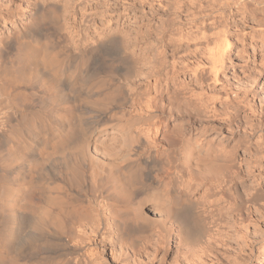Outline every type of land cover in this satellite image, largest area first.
Returning a JSON list of instances; mask_svg holds the SVG:
<instances>
[{
  "label": "bare ground",
  "instance_id": "obj_1",
  "mask_svg": "<svg viewBox=\"0 0 264 264\" xmlns=\"http://www.w3.org/2000/svg\"><path fill=\"white\" fill-rule=\"evenodd\" d=\"M229 1L248 8L264 4L155 0L157 6L145 9L148 0H39L22 30L10 36L0 31V264H91L69 244L75 237L84 240L93 211L97 224L123 242L132 241L138 226L148 222L166 229L165 239L175 232L183 248L195 244L198 232L210 230L205 222L210 213L196 197L198 176L210 177L205 195L215 196L209 208H216L236 174L224 171L235 163L241 167L252 151L242 140L229 146L230 141L205 135L212 124L231 128L237 117L214 119L216 96L201 86L205 75L216 82L223 69L228 31L220 32L224 21L214 29L220 33L211 35L215 47L204 49L205 68L196 61L204 51L199 43L190 57L183 53L191 46L176 57L189 41L184 20L166 23L184 32L178 39L158 31L151 39L150 28L140 31L135 24L155 21L171 10L169 2L177 5L172 11L178 17L180 8L203 4L221 15ZM19 12L0 0V21H12ZM148 42L161 48L151 57ZM165 51L174 57H162ZM185 73L192 79L179 81ZM149 81L160 91L134 99L142 97L137 88ZM234 97L230 100H238ZM164 118L178 123L157 144L149 134H156ZM229 204L239 207L234 200Z\"/></svg>",
  "mask_w": 264,
  "mask_h": 264
},
{
  "label": "rangeland",
  "instance_id": "obj_2",
  "mask_svg": "<svg viewBox=\"0 0 264 264\" xmlns=\"http://www.w3.org/2000/svg\"><path fill=\"white\" fill-rule=\"evenodd\" d=\"M38 1L39 0H6V4L10 8L17 7L20 9L19 14L21 15H16L12 18V21H0V31L10 36L13 30H22V26L26 25L29 19L28 15L31 16L32 14V4ZM148 1L147 5H145V9H148L150 6H157L155 0ZM228 3L229 6L227 5L224 7L227 9L223 8L225 12H223V14L221 13V15L214 13L208 4H203L201 7L188 10L180 8V11H178L179 16L177 17V13L172 11L173 6L177 5L169 2L167 4L172 7L171 10L169 9L161 15H157L155 21L153 20L148 23L147 21L142 22V20H140L135 24L137 29L138 27L140 28L138 29L140 31L145 32L147 28H150L151 39H153L158 32H165L164 34L166 37L172 35L171 38L178 39L176 36L184 32H181V30L178 31L175 27L169 28L168 22H173V20H184V24H187L182 29L183 31L186 29L188 33L190 32L189 41L187 43L188 45H184L181 52L179 50V52L176 53V55H178H175L176 57H181L184 50H187L188 47L191 46L188 51L183 53L186 54L184 56L190 57V54L197 50V43H199V46L201 45L198 49L208 50L210 47L212 49V46L215 47L212 42L214 43L216 39L212 38L214 37L213 33L216 37L223 29L228 31L225 35L227 40L231 43L229 42L228 57L223 63V69L218 70L217 80L219 81H211V79H209L210 77L207 79L206 77L208 76L205 75L204 83L201 86L205 87V89L203 88V93L206 91L210 96H216L213 100V107L215 109L213 110L216 116L214 119H227V116L229 118L233 116V114H237L235 119L236 122L234 121L232 127H229L230 129L212 124L210 127L213 128H210L208 134L206 133L205 135L210 134L209 137L211 136L212 140L215 138L213 141H230L229 146L234 145L237 140H242L252 151L248 152L246 161L241 167L235 165V163L224 171L226 173L236 171V174L233 176L230 187L226 189L227 191L220 195L224 201L221 200L220 204L217 205L218 207L215 206L216 208H209V202L211 199H214L215 196H211L210 199L205 195V190L209 186L210 177L204 175L198 176L199 186L196 197H198L201 202L200 206L204 209L206 208L208 214L210 213L207 219L205 218L206 221L204 220L206 222V227L210 228V230L203 234V232H198L200 231L198 226L195 227L194 229H197L196 231L198 234H201V236L194 245L190 244L186 246L190 248V250L187 251L184 250L186 247L183 248L177 243L175 232L171 233L169 239H165L167 234L166 229L164 230L159 226L160 224L155 222H148L146 225L143 223L144 225L138 226V228L136 227V232L133 233L135 235H133L131 239L132 241L135 240L133 242H123L114 234H108L107 230L105 231L106 226L97 224V218H95L96 213H94V209H92L93 212L91 211L89 224L85 233L82 234L84 240L80 241L75 237V240L69 244L70 247L75 248L77 252H79L77 256L83 262L87 261L86 263L90 262L91 264H264V71H262V66L264 65V4L261 6L250 5L248 8V6L241 7V5H236L234 1V4L231 1ZM259 7H263V10ZM138 16H141V14H137L136 17ZM133 20L134 18L128 24L131 26V30ZM190 22L193 23L189 29ZM144 23L145 27L142 26ZM220 23L225 26L221 28L222 25H220ZM219 25L221 27H219ZM117 27V24L112 25V28ZM161 27H163V29ZM217 27L222 29L220 32L215 30L218 33L214 31L215 28L218 29ZM40 33L42 34L43 32ZM219 35L221 36L222 34ZM191 36L193 40L190 39ZM210 39L214 40L210 41V43ZM203 43L204 45L207 44V48L202 45ZM143 47H145V45ZM146 47L148 48L147 52L150 57L152 54H156L158 49H161L160 46H155L154 43L150 42H148ZM169 53L170 52L166 53L165 51L161 55L162 57L165 56V58H169H166L167 60H171V57H174V55L172 56V53L169 55ZM198 54L199 53H197V57H201L200 60L198 58L196 60L199 61L198 65L200 67L204 65L202 67L207 68L208 65L206 67V64L208 63L206 61L207 55L205 50L203 54L201 53L202 55L200 54L198 56ZM188 74L189 73H185L184 76H179L178 80H186L189 82L192 76ZM152 81H149L148 86L145 88L143 86L137 88V92H143V95H141L142 97L138 96L139 98H133H137L138 101L146 97L153 98L160 89H155L156 91L152 90L154 86ZM145 91L148 92L145 94L146 96L144 95ZM227 96H230L229 100H224ZM233 97L238 100H230L233 99ZM1 98L4 99L3 96H1L0 99ZM216 98L219 99L217 100ZM131 103L130 101L129 104L131 105ZM175 121L176 120L172 118H164L163 126L159 127L156 134L154 135L152 131L151 133L149 132L150 134L147 133L145 137L150 135L149 137L152 138V141L158 144L165 130L168 128L170 129L173 124L175 125V123H178ZM237 123H239L238 127H236ZM201 128L203 129V126H199L198 130H201ZM145 132L146 131H144V133ZM227 134H229V138L226 137ZM218 137L220 139H217ZM246 145L245 147H247ZM161 150L162 148L159 151ZM242 154H244V149L241 147L240 150L238 149L237 151L238 159H240ZM233 200L237 201L239 204V207L235 210L229 206V203ZM93 222H96L94 223V226H97L96 228L93 226ZM195 232L193 234H195ZM197 232L195 235L198 237ZM136 233H138L140 237H138Z\"/></svg>",
  "mask_w": 264,
  "mask_h": 264
}]
</instances>
